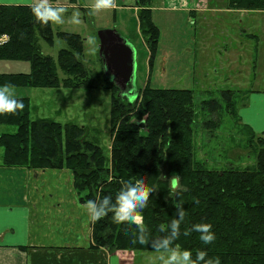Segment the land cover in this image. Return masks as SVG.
I'll use <instances>...</instances> for the list:
<instances>
[{
  "label": "trees",
  "instance_id": "1",
  "mask_svg": "<svg viewBox=\"0 0 264 264\" xmlns=\"http://www.w3.org/2000/svg\"><path fill=\"white\" fill-rule=\"evenodd\" d=\"M50 2L55 4L57 0ZM68 2L80 7L78 0ZM134 6L138 8L139 29L151 51V63L159 36L152 19L151 0H135ZM226 6L232 10L262 11L264 0H227ZM55 38L66 46L58 51L56 60L42 54L39 44L42 40L52 46ZM83 50L79 34H54L51 24L41 26L27 5L0 4V63L22 64L26 68L0 72V85L10 83L16 91L93 88V75L83 63ZM102 77L110 100L107 154L92 135L95 132L86 126L49 118L32 119L29 98L17 96L23 100V111L0 115V126L15 128L13 133H0L2 165L26 170H70L82 204L104 195H111L115 203L121 181L143 179L147 186L158 189L142 212L143 223L153 237L162 235L160 226L170 223L176 217V206L182 204L186 217L181 232L195 223H209L216 236L212 244L205 245L196 232L188 237L181 235L177 243L182 249L190 250L193 257L197 250L207 251L208 257H219L220 264H264V133L252 132L245 138V148L255 156L253 165L207 168L195 155L193 91L158 89L147 83L129 102L118 96V88L103 73ZM220 94L224 104L205 100L203 108L211 115L225 110L234 116L236 93ZM113 217L110 212L91 223L93 249L109 253L155 252L147 245L133 244L135 225L117 223Z\"/></svg>",
  "mask_w": 264,
  "mask_h": 264
},
{
  "label": "rangeland",
  "instance_id": "2",
  "mask_svg": "<svg viewBox=\"0 0 264 264\" xmlns=\"http://www.w3.org/2000/svg\"><path fill=\"white\" fill-rule=\"evenodd\" d=\"M68 1L57 0L54 4L67 7L68 12L65 14L64 24H51V27L54 34L69 32L81 36L84 46L83 63L93 75L94 87L90 89L25 88L15 90L16 96L29 98L32 119L49 118L62 123L71 121L80 126H86L95 132L92 135L107 154L110 148V100L108 92L103 88L106 83L102 77L103 67L99 53L98 51L95 54L90 53L91 46L87 40L88 37L93 36L99 46L97 33L111 29L118 32L133 46L136 62L134 84L137 89L145 87L148 83L151 87L158 89L193 91L196 113L193 123V142L195 155L199 161L205 163L207 168L218 170L230 167L244 168L255 163L253 152L245 148V138L252 131L244 126L239 118L241 107L247 103L249 96V85H247L249 83L246 81H250V64L253 61L250 40L236 37L238 33L235 32L227 40L229 41L227 49L231 47V51L226 54L223 53L222 46L217 47V44H213V40L203 43L204 39L199 38L198 35L195 44L191 45L187 41L193 37V30L200 32L202 27L199 29V24H197V29H194L196 27L192 26L191 23L194 20L189 12L180 6L185 0H170V2L166 0L165 4L162 0H152L151 7H154L152 19L158 27L159 36L154 56L149 63L151 51L139 29L136 18L138 8L134 6L135 0H116L118 7L92 16H89L88 12L94 0H78L80 7ZM202 3L203 0H196L191 7H198ZM76 11L80 13L81 23L79 25L70 22ZM244 27L248 29L247 32H251L249 24H245ZM216 28L218 30V27ZM254 36L259 38L258 44L254 38V65L256 64L258 72L255 85L259 80L257 86L264 89V15L254 14ZM39 44L42 54L51 56L55 60L58 51L66 47L64 42L57 38L54 39L52 46L42 40ZM220 50H222L221 57ZM215 67H217L216 74L213 73ZM25 69L22 64L0 63V72H17ZM236 71L238 74H235ZM59 75L62 77L60 71ZM226 88L236 93V114L228 115L225 110L215 112L214 115L209 114L203 108L202 102L215 99L220 104H224L220 92ZM14 131L15 128L12 126H0V133H13ZM135 255V264H159L157 259L159 253L139 252Z\"/></svg>",
  "mask_w": 264,
  "mask_h": 264
},
{
  "label": "crops",
  "instance_id": "3",
  "mask_svg": "<svg viewBox=\"0 0 264 264\" xmlns=\"http://www.w3.org/2000/svg\"><path fill=\"white\" fill-rule=\"evenodd\" d=\"M162 2L165 4L166 0ZM195 2L187 0L180 4L194 20L191 23L194 29L197 24L199 29L202 27L200 32L193 30L188 43L195 44L198 35L204 39L203 43L213 40L217 47L222 46L226 54L231 51V47L227 49V40L235 32L238 33L236 37L252 42L250 81H246L249 96L241 107L239 118L253 133H264V89L257 86L259 80L255 85L258 72L254 65V38L259 43V38L254 37V14L264 15V10L228 9L226 0H203L200 6L191 7ZM0 4L28 5V0H0ZM245 24H249L251 32H247ZM82 205L70 170L4 167L0 149V264H135L136 255L132 252L109 253L91 247V222Z\"/></svg>",
  "mask_w": 264,
  "mask_h": 264
},
{
  "label": "clouds",
  "instance_id": "4",
  "mask_svg": "<svg viewBox=\"0 0 264 264\" xmlns=\"http://www.w3.org/2000/svg\"><path fill=\"white\" fill-rule=\"evenodd\" d=\"M27 6L30 7L32 15L41 26L64 24L65 14L68 12L67 7L54 5L50 0H28ZM85 7L88 6L85 5ZM116 7H118L116 0H94L88 14L92 16L100 12L111 11ZM70 22L74 25L81 23L79 11L73 13ZM23 35L21 33L20 38H23ZM87 43L91 46L90 53L95 54L99 48L95 37H88ZM112 78L115 79L114 76ZM24 107L23 100L16 96L14 85L10 83L0 85V115H17L23 111ZM121 185L115 197V203L111 195H104L99 200L90 199L82 205L91 223H96L112 212L115 222L135 225L136 232L133 234L132 243L147 245L159 253L157 257L159 264H220L219 257L210 258L207 251L197 250L193 257L190 250L182 249L177 243L181 235L188 237L196 232L203 244H212L216 236L211 224L195 223L191 227H185L181 232L186 212L183 205L179 204L175 208L176 217L167 225L160 226L159 231L162 235L153 237L143 223L142 212L148 207L151 195L158 189L147 186L143 179L121 181ZM194 203L198 205L199 200Z\"/></svg>",
  "mask_w": 264,
  "mask_h": 264
},
{
  "label": "water",
  "instance_id": "5",
  "mask_svg": "<svg viewBox=\"0 0 264 264\" xmlns=\"http://www.w3.org/2000/svg\"><path fill=\"white\" fill-rule=\"evenodd\" d=\"M99 58L107 81L119 90L118 96L132 102L138 89L134 84L136 69L135 51L129 41L114 30L97 33ZM115 77L113 79L112 77Z\"/></svg>",
  "mask_w": 264,
  "mask_h": 264
}]
</instances>
